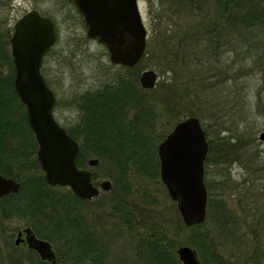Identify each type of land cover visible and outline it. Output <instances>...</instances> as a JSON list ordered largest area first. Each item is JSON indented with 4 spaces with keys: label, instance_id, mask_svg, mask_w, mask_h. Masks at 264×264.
<instances>
[{
    "label": "rangeland",
    "instance_id": "rangeland-1",
    "mask_svg": "<svg viewBox=\"0 0 264 264\" xmlns=\"http://www.w3.org/2000/svg\"><path fill=\"white\" fill-rule=\"evenodd\" d=\"M48 2V12L56 24L60 46H65L66 52L60 64L57 56L48 58L51 67L44 75L56 96V119L67 129L74 130L81 119L79 108L82 95L102 87L123 70L111 62L104 45L87 36L81 16L71 0ZM139 3L148 28V39L151 38L157 46L163 45L164 35L168 38L175 32L181 35L185 26L205 20L199 11L183 17L161 0H139ZM228 37L230 42L220 53L219 59L211 57L204 64L201 63L202 49L191 47L189 69L201 74L204 90L200 91L199 98L195 97L193 110L200 111L197 116L208 141L213 143L205 162L204 179L213 187L214 197L225 199L236 222L240 224L238 236L229 240L213 222L207 221L206 227L212 231L213 242L232 264H243L242 261L252 253L257 230L264 235V143L259 138L264 130V48L262 44H255L258 41L256 37L264 39V35L252 33L243 42L238 34L233 33ZM170 39L173 46L178 36ZM147 68L158 72V81L172 75L171 72L161 75L162 69L158 66ZM197 84L194 82L192 88L199 87ZM12 109L11 115L17 116L25 108L14 103ZM174 124L172 121L165 122V119L159 120L156 132H169ZM228 142L233 145H227ZM91 157L97 156L88 158ZM95 167L91 169L94 171ZM106 171L107 165L102 163L98 169V180L110 179L112 188L101 190V194L92 202L79 205L77 216L81 224L72 228L77 235L82 225H86L89 231L94 229V234L101 236L96 246L100 249L103 264H146L138 248L140 234L145 233L153 223L163 226V231L173 237L174 244L184 240L186 233L183 225L186 224L177 202L171 199L160 177L134 175L128 183V190L123 192L119 187H113L114 181L106 175ZM2 224L0 221V264H15L8 259L7 240L14 231V242L17 230L30 225L29 220L14 218ZM77 239L71 234L68 244L63 245L59 234L55 241L50 240L57 253L66 258L65 261L60 260L59 264L74 263L80 251ZM20 247L24 258L27 247L24 244ZM240 255L241 259L235 260ZM84 256L83 264H95L98 259L91 253ZM23 264L41 263L24 260Z\"/></svg>",
    "mask_w": 264,
    "mask_h": 264
},
{
    "label": "trees",
    "instance_id": "trees-1",
    "mask_svg": "<svg viewBox=\"0 0 264 264\" xmlns=\"http://www.w3.org/2000/svg\"><path fill=\"white\" fill-rule=\"evenodd\" d=\"M161 3H167L173 12L183 17L199 11L205 20L185 26L181 35L174 30L170 38L178 36V40L173 46L166 35H162L161 46L148 39L146 52L136 65L123 66L120 75L83 95L80 102L83 116L78 125L83 132L67 129L80 145L78 166L87 167L88 157L96 155L100 164L93 171L95 184L99 183V167L106 163V175L113 179V187L123 192L128 190L134 175L160 177L157 146L168 132H156L158 121L176 123L188 115H200V111L193 110V105L195 97L199 98L200 91L204 90V84L200 81L201 74L189 69L190 48L202 49L201 63L204 64L208 58L219 59L230 42L228 35L238 34L242 42L252 33L264 35V0H161ZM256 38L255 44H262L264 48V39ZM157 66L162 69L161 75L167 72L172 75L164 76L152 89L143 88L139 80L141 71ZM14 77L15 73H0V172L19 180L21 188L18 193L1 199L0 221L5 225L14 218L28 219L37 236L55 241L63 225L74 228L81 224L77 210L82 200L69 187H54L45 181L37 158L38 143L28 124L26 110L17 116L11 115L14 103L25 108L15 90ZM194 82H198L199 87L192 88ZM227 145L233 144L228 142ZM212 147V141H208V152ZM205 184L209 194L206 219L191 226L183 225L186 234L184 240L178 241V246L173 237L163 231V226H155L156 223L140 234L138 248L146 264H182L177 255V248L182 244L193 246L204 264H232L213 242L212 231L206 223L213 222L227 239L238 236L240 224L225 199L214 197L213 187L206 181ZM61 188L65 190L58 191ZM92 230L82 225L78 231L77 245L83 255L78 252L73 264H83L82 257L90 253L98 258L95 264H103L96 246L101 236H96ZM10 235L7 240L10 261L46 264L33 249H27L23 258L20 245L13 242L14 231ZM255 237L252 253L243 264H264V235L258 229ZM240 259L241 255L235 258ZM59 261L58 254L57 264Z\"/></svg>",
    "mask_w": 264,
    "mask_h": 264
},
{
    "label": "water",
    "instance_id": "water-1",
    "mask_svg": "<svg viewBox=\"0 0 264 264\" xmlns=\"http://www.w3.org/2000/svg\"><path fill=\"white\" fill-rule=\"evenodd\" d=\"M71 1L83 17L87 36L106 47L111 62L132 67L142 59L147 49L148 28L139 0ZM19 26L23 31L12 40L16 66L14 86L38 143L37 158L45 181L55 187H69L82 199L110 190V179L100 180L99 185L92 179L90 167L97 166L100 159L91 157L90 167H79L76 162L79 142L55 118L56 96L40 71L45 52L56 40L53 21L34 11L26 15ZM158 79L155 69L146 68L139 80L143 88L152 89ZM259 138L264 143V130ZM157 153L161 180L171 199L177 202L183 222L191 226L205 221L209 200L204 179L208 139L200 118L189 115L176 122L158 143ZM20 188L19 180L0 172V201L4 196L18 193ZM14 242H26L42 260L58 262L51 241L38 237L31 226L19 230ZM177 255L182 264H204L191 245H180Z\"/></svg>",
    "mask_w": 264,
    "mask_h": 264
},
{
    "label": "flooded vegetation",
    "instance_id": "flooded-vegetation-1",
    "mask_svg": "<svg viewBox=\"0 0 264 264\" xmlns=\"http://www.w3.org/2000/svg\"><path fill=\"white\" fill-rule=\"evenodd\" d=\"M48 1L49 0H0V73L1 74H4L3 72H6V73H15L16 72L15 60H14V56H13V42H12V40L16 39L17 35L23 31V27L19 26V22L26 15H28L29 13L34 12V11H36L39 14V16H41V17L51 18V20L53 21V24H54L55 32H56L55 43L45 52V54L43 56L42 64L40 67V71L42 72L43 75L45 73L49 72L51 66L48 64V58L50 56H57L58 57V63L59 64L62 63V60L65 56L66 47L63 45L60 46V42L58 40L59 38H58V31H57L56 24H55L53 18L50 17L49 12H48V9H49V2ZM81 19L83 21L82 16H81ZM83 24H84V21H83ZM90 39H93V38H90ZM94 40H96V39H94ZM108 55H109V53H108ZM113 64H115V63H113ZM116 65L121 66L122 68L124 66L121 64H116ZM125 67H128V66H125ZM82 98H81V100H82ZM79 109H80V118H82L83 112H82L81 108H79ZM80 120H78V122H80ZM78 125H79V123L76 124V126L74 127V131L75 132H83L82 127H79ZM88 160H89V158L86 160V163L89 166ZM83 161L84 160L81 159V162H83ZM80 199L82 200L81 204H84V203L92 202V200L94 198H91V199L80 198ZM19 230H21V229H19ZM19 230H17V233ZM17 233H16V235H17ZM71 234H73V236H75L77 238V235L74 234L72 228H69L66 225H63L60 228V235L63 239V242H62L63 245L68 244L69 235L71 237ZM23 236H24V233H23ZM22 244L26 245V247H27L26 242H21L19 245H22ZM53 248L55 249L54 245H53ZM27 249H29V248L27 247ZM55 252H56V255L58 258V253H57L56 249H55ZM78 252L80 253V251H78ZM59 255H60V260H63V261L66 260V258H64V256H62V254L59 253ZM43 261L46 264L49 263V261H47V260H43Z\"/></svg>",
    "mask_w": 264,
    "mask_h": 264
},
{
    "label": "bare ground",
    "instance_id": "bare-ground-1",
    "mask_svg": "<svg viewBox=\"0 0 264 264\" xmlns=\"http://www.w3.org/2000/svg\"><path fill=\"white\" fill-rule=\"evenodd\" d=\"M14 244L17 245V246L19 245V244H16L15 242H14ZM27 247H28V246H27ZM28 248H29V247H28ZM29 249H30V248H29Z\"/></svg>",
    "mask_w": 264,
    "mask_h": 264
}]
</instances>
